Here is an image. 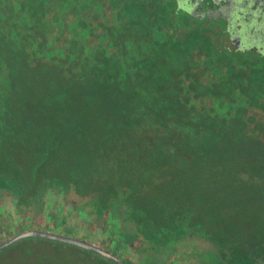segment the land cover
<instances>
[{
	"label": "flooded vegetation",
	"instance_id": "obj_1",
	"mask_svg": "<svg viewBox=\"0 0 264 264\" xmlns=\"http://www.w3.org/2000/svg\"><path fill=\"white\" fill-rule=\"evenodd\" d=\"M26 78L44 92L35 111L48 100L58 114L72 100L87 109L54 116L34 144L29 110L13 94ZM120 85L130 96L105 106L107 88ZM75 124L81 137L70 139ZM215 136L230 145L207 151L206 170L233 164L231 181H247L264 202V0H0V226L74 236L123 261L135 247L212 243L214 217L195 207L192 191L203 187L188 173ZM91 147L93 188L66 168ZM162 196L169 202L156 212ZM251 241L221 245L203 264L238 248L264 264V236Z\"/></svg>",
	"mask_w": 264,
	"mask_h": 264
},
{
	"label": "rangeland",
	"instance_id": "obj_2",
	"mask_svg": "<svg viewBox=\"0 0 264 264\" xmlns=\"http://www.w3.org/2000/svg\"><path fill=\"white\" fill-rule=\"evenodd\" d=\"M36 84L35 81L26 78L23 83L13 87V94L17 98H22V105L26 104L29 114L24 118L28 121L31 120L29 124L33 128L32 134L29 129H27L28 132L21 129L20 133L27 132L26 136H31L29 140L39 145L45 128L52 125L56 109L52 104V100H48L51 104L48 103L43 110L35 111L37 104L42 102L40 100L43 98L42 93H44L41 92L38 95L34 93L33 86H36ZM74 91L76 90L71 92ZM70 94L74 95L73 93ZM11 102L15 108L16 105L13 99H11ZM64 105L68 107L65 102ZM69 106L70 112L62 110L59 113L60 115H57L82 116L79 114L81 109H87V106H81L80 102L76 103L73 100L69 103ZM206 164L205 160L195 163L188 173V177H197L194 180L192 179L193 182H199V185L203 187V189L195 190V192L192 191V200L195 207L209 211L214 217L215 221L207 232L212 243L201 244L187 239L177 242L175 245L178 246L171 250L167 248L168 251L150 247L147 253L143 254L138 250H134V254L129 257L131 258V264H137V262L138 264H152L150 262H154L156 259L163 261L159 264H203L214 259L221 250V245L225 249H229L235 246L236 241L246 240L252 244L251 240L257 238L258 234L264 236V202L259 197L258 192L251 190V186L249 188L246 184L247 181L237 184L231 181L232 172L237 169L233 168V164L229 165L228 170L223 171L218 168L217 170H206ZM212 171H215L218 176L216 174L212 175ZM195 173L197 176H195ZM246 175L240 174V177L247 179ZM212 176L214 180H212ZM181 178L189 182L192 181L187 179L186 176ZM168 202L166 197L162 196L159 206L153 210L161 212ZM179 204L181 207L185 206L181 202ZM15 232L19 231H12L6 221L0 226V240L11 237ZM49 241H51V244H49ZM80 253V247L78 246L43 238L25 237L0 249V264H110L106 258L88 250L85 251L87 258L83 263L79 259ZM129 258L124 257V261L128 262Z\"/></svg>",
	"mask_w": 264,
	"mask_h": 264
},
{
	"label": "trees",
	"instance_id": "obj_3",
	"mask_svg": "<svg viewBox=\"0 0 264 264\" xmlns=\"http://www.w3.org/2000/svg\"><path fill=\"white\" fill-rule=\"evenodd\" d=\"M109 76L111 77V79L115 78L116 81L120 80L119 75L116 72L109 74ZM114 90H116L118 92L117 102H115L114 99L112 100V92ZM122 96L124 98H127L130 96V88L129 87L120 85V86H117V89L107 88V96H106V94L103 95V99L107 100V102L104 105L107 107H110L112 105V103H115L120 107V105H121L120 101H121ZM133 100H135V102L137 104H140V99L133 96ZM137 104H135V105H137ZM57 114L58 113L56 112L55 116H57ZM78 119L79 118L77 117V120ZM107 120L108 119H106V121ZM75 127H76L77 132L74 129L73 130L75 133H78V134H74L73 132L69 131L68 136L70 137V139H72V137L79 139L80 135H79V132L77 130V124H75ZM86 137L88 139L89 144L92 142V140L95 139V138H93L94 135H93V124L92 123H91V127L89 128V135H86L85 138ZM216 137L217 136H215L213 138L215 140L212 143H210L209 146L205 147V149L202 152L195 150V154H197V156H196L197 160L196 161H199L201 156H204V160H207V156H208L209 152H211L215 155H217L218 153H222L224 151L225 147L230 145V136H221L218 139ZM193 146H195V145L193 144ZM189 148L192 149L191 144H189ZM207 148H209V149H207ZM207 151H209V152H207ZM192 152H193V150H192ZM73 153L71 154V155H73V158H71L70 162L67 163L68 165L66 164L67 165L66 168H67L69 175H71L73 178L85 177V178L89 179L90 186H92L91 188H93L94 181L97 183L96 167L94 164L97 153L93 150V147H91V150L87 149L85 151H76ZM105 155H107V154L105 153ZM182 156H184V155H182ZM59 157H62V153L59 154ZM134 250H138L140 253L142 252L143 254L145 253L143 251V249L139 248V247H135ZM247 251L248 250H245L244 248H238V249L234 250L233 253L229 257H224L223 259L216 262V264H256L255 257L248 255ZM86 258H87V256H85L84 259L82 258L80 261H82L84 263ZM127 258H129V257H127ZM128 262H125V263L131 264V258L128 259ZM162 262H163L162 260L156 259V260H154V262H150V263L159 264ZM110 264H112V263H110ZM133 264H136V263H133ZM137 264H138V262H137Z\"/></svg>",
	"mask_w": 264,
	"mask_h": 264
},
{
	"label": "water",
	"instance_id": "obj_4",
	"mask_svg": "<svg viewBox=\"0 0 264 264\" xmlns=\"http://www.w3.org/2000/svg\"><path fill=\"white\" fill-rule=\"evenodd\" d=\"M25 237L47 238V239H53V240H58L61 242L74 244V245L86 248L88 250L94 251L96 253H99L109 258L110 260L116 261L118 264H126L121 258L114 255L111 251H108L98 245H95L93 243L87 242L83 239H80L74 236L64 235V234H60L58 232H53V231L46 230V229H34V228L25 229L21 232H18L12 235L11 237L7 239L0 241V248L6 247L10 245L11 243L19 239L25 238Z\"/></svg>",
	"mask_w": 264,
	"mask_h": 264
}]
</instances>
